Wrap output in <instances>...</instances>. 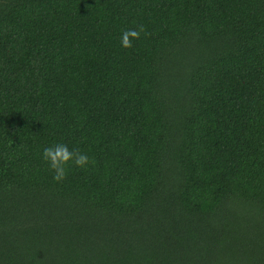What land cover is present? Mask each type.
Returning a JSON list of instances; mask_svg holds the SVG:
<instances>
[{"label":"trees","instance_id":"trees-1","mask_svg":"<svg viewBox=\"0 0 264 264\" xmlns=\"http://www.w3.org/2000/svg\"><path fill=\"white\" fill-rule=\"evenodd\" d=\"M0 264H264V0H0Z\"/></svg>","mask_w":264,"mask_h":264},{"label":"clouds","instance_id":"clouds-1","mask_svg":"<svg viewBox=\"0 0 264 264\" xmlns=\"http://www.w3.org/2000/svg\"><path fill=\"white\" fill-rule=\"evenodd\" d=\"M142 32H145L142 25H138L136 29H125L122 32L121 46L131 48L133 45L129 37L138 40ZM42 159L53 171V180L57 182L66 179L71 167L85 168L93 162L86 152L81 151L78 147L69 148L64 143L45 147L42 151Z\"/></svg>","mask_w":264,"mask_h":264}]
</instances>
